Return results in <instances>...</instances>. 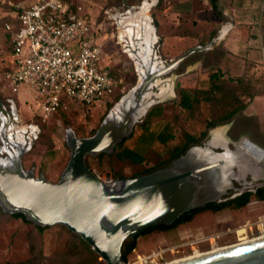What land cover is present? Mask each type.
I'll return each mask as SVG.
<instances>
[{
	"label": "rangeland",
	"instance_id": "rangeland-1",
	"mask_svg": "<svg viewBox=\"0 0 264 264\" xmlns=\"http://www.w3.org/2000/svg\"><path fill=\"white\" fill-rule=\"evenodd\" d=\"M172 1L74 0L76 5L80 7L78 9L79 16L91 23L96 37L103 45L104 64L108 65L109 70L120 81L114 95H124L137 83L139 75L136 64L139 63V59H132L129 55H136L137 57L138 53L134 54L135 52L140 50L141 52H147L146 50L150 44L149 41L142 40L143 38L138 40L134 37L139 29L137 28V21H134V23L122 22L123 17L128 16V14L132 13L134 16V14L141 12V7L149 6L150 11L148 10L147 14L151 18V24L155 29L156 35H154L153 28L145 27L150 32L146 34L152 36L153 39L150 44V57H156L157 60L162 61L164 64L180 56L197 41H201L200 43L203 44L208 42V33L214 31L215 29L212 30V27H216L218 24L217 16L200 4L202 0H195L200 4L198 5V8L201 9L199 16L187 15L181 18L182 22L177 27L176 24H172L177 22V20H172L171 17L164 13L166 5L172 3ZM33 2L34 0H0V99L3 100L6 96H12L16 99L21 126L24 128L23 132L26 126L31 123L39 126L40 130L37 133V137L32 140V149L23 158L24 166L27 169L34 167L37 176L43 172L48 180L57 181L70 158V150L66 144V131L70 128L74 130L78 137L91 136L95 133L92 132L96 131L101 125L110 109L108 110L106 99L99 100L90 106L72 103L46 121H42L39 117L32 119V109L34 108L37 93L25 86H20L16 94H13L7 88L4 75L9 60V44L6 41L3 23L8 15L15 13L16 9L28 7ZM223 2L225 6H231L230 2L233 3L235 10L238 9V16L240 15L247 19L244 25L252 33L250 35L252 37L260 35L261 43L264 46V1L223 0ZM156 21L159 22L157 26L155 24ZM129 28L131 29V36H128V39L121 43L119 39L121 30ZM178 34L195 35L197 40L185 39V42L177 41L174 37ZM200 35L202 36L200 37ZM133 41L138 43V45H140L141 41V45L139 47L137 45H135L136 47L130 46V42L134 45ZM143 41L145 43L148 42L147 45L142 44ZM260 51L256 50L253 58L247 55H226L219 64L223 76L237 77L245 75L251 92L256 91L263 95L264 55L262 50ZM142 56H144V53ZM192 61L191 64L189 62V65L181 66L182 70H180L179 66L175 71L163 77L161 86H155L152 89V95L155 93L158 98H153L155 103L150 109L160 105L163 107L164 113L162 118L154 119L148 125V129L153 128L155 131H159L167 128L175 138L169 140L167 144L150 141V149L146 153L149 162L141 165L129 161H120L112 154H110L112 156H103L101 159L88 156L86 160L89 166L102 179L117 180L115 179L117 176L130 177L144 169L150 168L168 158L169 150L177 144L185 132L199 136L201 132L208 129L206 120L209 117V109L206 103L197 106L193 113L183 109L178 104L181 88H206L209 74L216 69V67L214 68V66L210 65L212 62H210L209 66L203 67L198 61L193 63ZM160 88H163V92ZM111 100L109 99L108 101L111 102ZM137 125L135 127L136 130L134 129L133 131L135 134L147 132ZM229 128L230 124L208 129V136L204 139L203 144H206L213 137L212 131L215 130H218L223 135L226 142H230L231 148H233V143L238 142L242 138L240 143L242 141L243 143L247 142L246 138L250 139L248 135H242L238 140H232L228 135ZM151 137L154 138L155 136ZM252 142L260 147V151L264 150V145L260 141H257L258 143ZM217 145L219 146L220 144ZM244 146L249 150V145ZM218 150L220 151L221 149ZM258 151L254 150V155L250 158L245 154L241 155L243 164L247 165V169H245V172L241 169L240 172L242 173H239L240 175L236 174L240 177L238 178L240 186H247L246 190H254L257 188V184L260 187L264 186V154ZM249 152L250 154L252 153V151ZM1 211L0 208V264L23 261L29 256V243L34 236V229L31 224L24 222L22 219L10 217L7 213L2 211L3 214ZM263 216L264 201L256 200L255 197H252L251 202L241 209H225L218 212L202 211L196 214L190 222L180 224L170 230H156L148 235L139 237L138 246L129 255V261L126 264H133L140 258L154 257V255L158 254V262L156 264H164L202 252L212 251L216 248L232 246L251 240L259 236L260 233L255 228L250 230L246 225L259 221ZM64 234L65 232L60 225L48 227L42 238L44 255L51 256L61 246L64 241Z\"/></svg>",
	"mask_w": 264,
	"mask_h": 264
},
{
	"label": "water",
	"instance_id": "water-1",
	"mask_svg": "<svg viewBox=\"0 0 264 264\" xmlns=\"http://www.w3.org/2000/svg\"><path fill=\"white\" fill-rule=\"evenodd\" d=\"M211 46L193 47L167 64L156 57L148 61L139 57L142 76L110 109L95 133L78 137L74 130L66 131L70 158L57 181L48 180L43 172L37 176L34 167L24 166L23 158L33 142L14 141L4 125L0 130L1 210L21 213L36 226H64L84 239L106 264H126L122 247L127 239H135L151 226L171 225L184 213L220 201L230 190L239 191L234 184L239 177L236 170L247 169L241 155L250 158L254 150L264 154L248 138L249 150L237 148L243 138L233 148L229 141L216 146L210 138L166 167L120 180H104L86 164L88 156L113 154L116 145L131 136L155 103L153 98H158L152 95L158 79ZM182 264H264V240Z\"/></svg>",
	"mask_w": 264,
	"mask_h": 264
},
{
	"label": "built area",
	"instance_id": "built-area-1",
	"mask_svg": "<svg viewBox=\"0 0 264 264\" xmlns=\"http://www.w3.org/2000/svg\"><path fill=\"white\" fill-rule=\"evenodd\" d=\"M73 3L74 0H34L19 9L17 24L4 25L11 46L4 81L13 94L20 86L37 93L33 112L42 121L72 103L90 106L112 97L120 84L101 65L103 45L95 37L91 23L79 16L78 5L77 14H72ZM7 102L14 106L13 99ZM13 118L21 122L19 114ZM34 128L39 132L38 125ZM27 138L33 140L31 136ZM246 227L264 234V216ZM158 256L143 257L133 264H156Z\"/></svg>",
	"mask_w": 264,
	"mask_h": 264
},
{
	"label": "trees",
	"instance_id": "trees-1",
	"mask_svg": "<svg viewBox=\"0 0 264 264\" xmlns=\"http://www.w3.org/2000/svg\"><path fill=\"white\" fill-rule=\"evenodd\" d=\"M209 1L211 3L212 10L221 18H224L221 12L222 7H220V0ZM19 9H16L13 15H8V17L5 18L3 25H5L7 22L17 24ZM70 10L72 14H77L76 3L71 4ZM216 34L217 29L211 31L210 37H214ZM226 55L227 51L220 45L211 51L192 55L180 65V70H182L181 66L183 67L186 64L189 65V62L191 64V61L194 60L192 63L201 61L203 67L209 66L210 62H212L210 65L214 66V68L216 67V69L209 74V81L206 88H181L179 91L178 104L183 109L193 113L197 106L201 105L202 103H206L209 109V117L206 120L208 129L230 124L228 135L232 140L236 141L242 135H248L252 141H260V143L264 145V134L261 132L258 118L256 116H246L244 114V111L252 104L255 97L260 95V92H251L249 82H247L245 75L237 77L223 76V72L222 69H220L219 64ZM205 56L206 58H204ZM110 74L113 75L111 71ZM121 96V94H118L106 98L108 110L120 100ZM109 99H112L111 102L108 101ZM163 113V107L160 105L155 106L148 111L145 119L137 126H140L147 131L148 125L154 119L162 118ZM208 129L201 132L199 136L185 132L178 140L177 144L169 150L167 159H164L158 164L130 176V178L142 176L160 168L166 167L176 158L185 154L191 147L195 145H203L204 139H206L208 136ZM94 132L95 130L92 133ZM133 134L134 132L129 138H131ZM129 138L124 139L120 144L116 145L115 151L112 155L120 161H129L138 165L149 162L146 154L142 155L125 146V143ZM174 138V135L166 128V130H164L160 135L156 136L155 140L163 144H167L169 140H173ZM103 156H107V154L101 153L96 157V159H101ZM86 164L91 169L87 160ZM125 178L129 177L120 175L115 179L120 180ZM252 197H255L256 200L264 201V186L258 188L256 192L245 191L241 196L226 202H213L207 204L204 207L193 209L181 215L171 225L159 224L146 228L139 235H137L135 239H127L124 242L122 247V256L124 262L128 263L129 255L137 248L139 237L148 235L156 230L165 231L173 229L180 224L190 222L196 214L205 210L218 212L227 208L241 209L251 202ZM8 216L22 219L24 222L31 224L34 229V236L29 243L28 258L20 262H7L6 264H106L105 261L101 259V257L84 239H82L78 234L69 231L64 226H60L65 232L63 243L51 256L48 257L44 255L42 247L43 234L48 229V227L36 226L28 222L21 213L8 214Z\"/></svg>",
	"mask_w": 264,
	"mask_h": 264
},
{
	"label": "crops",
	"instance_id": "crops-1",
	"mask_svg": "<svg viewBox=\"0 0 264 264\" xmlns=\"http://www.w3.org/2000/svg\"><path fill=\"white\" fill-rule=\"evenodd\" d=\"M209 2H210L209 0H202V2L200 4L205 9L209 10L210 12L212 11V13L217 16L218 24L216 25V27H214V26L212 27V25H210L212 27V30L217 29V34L214 37H210L211 32H209L208 33V42H205L204 44H202V43H200L201 41H199V42L197 41V43H195L192 46H190L189 48H187L184 52H186L187 50H189L193 47L199 46V45H208V44L212 43V46L210 49H208L206 51L198 52V53L211 51L215 47L221 45L227 51V55H230V56L247 55V56L253 58L255 56L256 50H258V52L260 50H262V54L264 55V46L261 43L262 39H260V35H256L257 37H252V35H250L252 33H250L249 30H247L246 26L244 25L247 22V19L245 17L240 16V15L238 16V14H237L238 9L235 10V7H233L232 2H230L231 6H228V5L225 6L223 0H220V7H222L221 12H222V15L224 18H221L220 16H218L212 10L211 3L209 4ZM200 4H198L195 0H173L172 3H168V5H166L164 13L167 14L169 17H171L172 20L176 19L177 22H173L172 24H176V26L178 27L182 22L181 18H183L187 15L199 16L201 9L198 8V5H200ZM146 16H148V14ZM206 22H207V20H206ZM155 24L157 26V25H159V22L156 21ZM242 25H244V26H242ZM94 34H96V33L94 32ZM201 36L202 35H200V37ZM95 37H96V35H95ZM96 38L98 39V37H96ZM136 38L138 40L141 39L138 37H136ZM174 38L177 41L179 40L182 42H185V39L191 40V41L197 40V37L195 35L191 36V35L178 34ZM126 39H128V36L124 37V40H126ZM142 40H145V39H142ZM6 41H8L7 38H6ZM8 44H9V41H8ZM142 44H144V41ZM135 45H137L139 47L141 45V41H140V45H138V43H135ZM141 48H142V46H141ZM10 49H11V46L9 44V51H10ZM140 52H141V50H140ZM136 53H138V55H140L139 52H135L134 54H136ZM143 53L144 52H141V55ZM8 57H9V55H8ZM198 62L200 64H202L201 61H198ZM101 65L103 67H106L108 69V71L110 72L108 65H105L103 60L101 61ZM8 67H9V60H8L7 68ZM8 98L13 99L14 107L16 105V107L18 108V105L16 103V99H14L12 96H6L3 98V100L0 99V106L5 104V106L7 107L8 106V102H7ZM32 112H33V109H32ZM16 114H19V110L16 112ZM244 114L246 116H256L258 118V121H259V126L261 129V132L264 134V95H259V96L255 97L252 104L244 111ZM5 116H6V118H8L7 114ZM32 117H33L32 119L37 117L34 114V112H33ZM1 119H2V116H1ZM10 119H11V117H10ZM9 122H11V120ZM18 123L21 125V122H18ZM35 125H37V124L31 123L30 125H27L25 128V131L23 132V135H25L26 132L31 131L30 133H27V135L33 136V134H35L38 131V130H35V128H34ZM21 127L23 128V126H21ZM38 128H39V126H38ZM163 131H164V129L159 130V131H155L153 128H149L147 130V132H139L138 134L137 133L135 134V132H134L133 136L126 141L125 146L136 151V152H138V153H140V154H142V155H145L148 152V150L150 149L149 142L150 141L151 142L153 141V143L159 142V141L155 140L156 136L160 135ZM151 136H155V137L152 138Z\"/></svg>",
	"mask_w": 264,
	"mask_h": 264
},
{
	"label": "bare ground",
	"instance_id": "bare-ground-1",
	"mask_svg": "<svg viewBox=\"0 0 264 264\" xmlns=\"http://www.w3.org/2000/svg\"><path fill=\"white\" fill-rule=\"evenodd\" d=\"M148 10H149V6H143V7H141V12L135 14L134 16L131 13L132 17L134 18L133 23H134V21H137V23H138L137 28H139L136 31L134 37L143 38V39H145V41H147V39H149L148 38L149 37L148 34L150 33L149 30L146 29L147 26H149V27H151V28L154 29V27L151 24V20H150L151 18H150V16L149 15L146 16ZM128 17H129V15L126 16V17H123V21L122 22L125 23V22L129 21V18ZM127 25H131V24H127ZM147 32H148V34H146ZM154 35H155V29H154ZM127 36H131V29L130 28L129 29H126V30H121V32L119 34L120 42L123 43L125 41L124 40V37H127ZM155 41H156V38H155ZM133 43H134V45L132 44V42H130L129 43L130 46L132 45L133 47H136L135 46V41H133ZM130 56L133 59L134 58H138V57H136V55L134 56V55H131L130 54ZM136 67H137V71L139 73V76L141 77L142 76V73H143V69H142L140 63H137L136 64ZM162 83H163V81L161 79H158L156 81L155 85L156 86H161ZM160 89L163 92V88H160ZM159 97H161V96H159ZM212 132L214 134L213 137H211L212 138V143L214 145H216V146H218L217 144H220L219 146H226L227 142L224 140L223 135L218 130H215V131H212ZM222 133H223V131H222ZM244 145H245V143H243V141L241 143L239 142V143L236 144L237 148H240V150H241V148H245ZM247 152L250 155V152L249 151H247ZM250 157H251V155H250ZM248 171H251V170H248ZM263 240H264V234H262L260 236H257V237H255V238H253L251 240H247V241H244V242H241V243H237V244L232 245V246H226V247L224 246L222 248H216V249H214L212 251H208V252H205V253L202 252V253H199V254H195V255H192V256H189V257H185V258H182V259L174 260L172 262L164 263V264H182V263L190 262V261L197 260V259H200V258H204V257L210 256V255H213V254H217V253H220V252L229 250V249H233V248H236V247L246 246V245H249V244H252V243H255V242H259V241H263Z\"/></svg>",
	"mask_w": 264,
	"mask_h": 264
},
{
	"label": "flooded vegetation",
	"instance_id": "flooded-vegetation-1",
	"mask_svg": "<svg viewBox=\"0 0 264 264\" xmlns=\"http://www.w3.org/2000/svg\"><path fill=\"white\" fill-rule=\"evenodd\" d=\"M128 15H129V17H128L129 18V21H127V22L133 23L134 18L132 17L131 14H128ZM127 22H125V23H127ZM148 38L149 39H147V41H149V43L151 44V42L153 41L152 40V36H149ZM150 44H149V47L146 50L148 53L146 52V54H144V56H142L141 53H140V51H139V54L140 55L137 56L138 58L139 57H142V59L144 61H148L149 60V58L151 56V50H150L151 49V45ZM17 111H18V108L16 107V105H15V107L14 106H11L10 104H8L7 107L5 106V104L0 106V115L2 116V119L0 118V130H1V128L4 125H7V130H6L7 136L9 138H12L14 141L15 140L16 141H21V140L26 139L27 134L23 135L24 128H21V125L13 118V115H15ZM6 114H7L8 118H6V116H5ZM10 117H11V119H10ZM10 120H11V122H9ZM34 135H37V132L35 134H33V136H31V137H33V139H36L37 136H34ZM26 140L29 141L28 138ZM2 145L3 144L0 141V146H2ZM251 157H253V155H251ZM237 174H239V170L237 171ZM238 178H240V177H238ZM234 184L240 190L239 191L230 190L229 193L226 196H224L220 201H217L218 203H222V202L229 201L231 199H235V198L241 196L245 191H253V192H256V190L258 188H260V187H257L254 190H246V189H243V187L240 186L239 179H237L234 182ZM227 209H230V208H227Z\"/></svg>",
	"mask_w": 264,
	"mask_h": 264
}]
</instances>
